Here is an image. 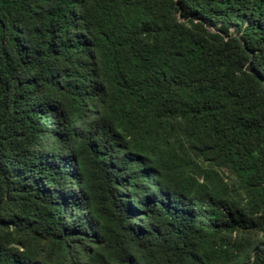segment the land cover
<instances>
[{
  "label": "trees",
  "instance_id": "trees-1",
  "mask_svg": "<svg viewBox=\"0 0 264 264\" xmlns=\"http://www.w3.org/2000/svg\"><path fill=\"white\" fill-rule=\"evenodd\" d=\"M0 264H264V0H0Z\"/></svg>",
  "mask_w": 264,
  "mask_h": 264
}]
</instances>
